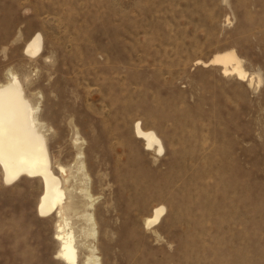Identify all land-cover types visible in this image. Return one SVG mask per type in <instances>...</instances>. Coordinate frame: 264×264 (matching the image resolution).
Segmentation results:
<instances>
[{
  "label": "rangeland",
  "instance_id": "obj_1",
  "mask_svg": "<svg viewBox=\"0 0 264 264\" xmlns=\"http://www.w3.org/2000/svg\"><path fill=\"white\" fill-rule=\"evenodd\" d=\"M231 50L246 81L212 62ZM11 71L68 193L92 195L70 215L79 264L88 245L101 264H264V0H0V83ZM42 186L0 170V264H65Z\"/></svg>",
  "mask_w": 264,
  "mask_h": 264
},
{
  "label": "bare ground",
  "instance_id": "obj_2",
  "mask_svg": "<svg viewBox=\"0 0 264 264\" xmlns=\"http://www.w3.org/2000/svg\"><path fill=\"white\" fill-rule=\"evenodd\" d=\"M43 37L36 34L25 46L29 56L37 55L42 49ZM212 62L221 66L224 74H234L241 81L248 79L242 60L235 50L216 54ZM211 64V63H210ZM254 78L250 79L253 84ZM38 108L34 107L25 92L22 79L14 72H9L7 81L0 83V170L6 184L12 185L23 177L38 178L42 181L43 193L38 204V214L48 217L56 214V238L60 242L58 258L65 264H79V250L75 230L70 223V215L78 213L85 203L77 200V196L68 193V170L58 164L62 176H58L53 168L48 139L44 133ZM138 138L144 139L148 150L164 151V145L157 133L145 130L141 123L136 125ZM77 171L84 170L83 162ZM84 175L87 176L85 173ZM81 193L90 199L87 207H93L92 195L88 188H82ZM69 196V201H66ZM165 212L164 206L155 207L153 214L146 220L147 226L157 223ZM92 229L86 232V237L95 236L94 216L86 210L84 214ZM86 231V230H85ZM90 253L84 264H101L96 255L97 247L88 245Z\"/></svg>",
  "mask_w": 264,
  "mask_h": 264
}]
</instances>
